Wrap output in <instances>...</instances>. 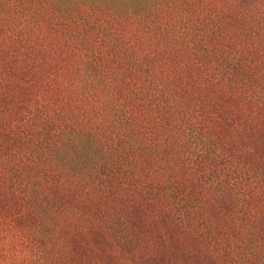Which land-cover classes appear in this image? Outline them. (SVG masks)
<instances>
[{
    "label": "trees",
    "instance_id": "trees-1",
    "mask_svg": "<svg viewBox=\"0 0 264 264\" xmlns=\"http://www.w3.org/2000/svg\"><path fill=\"white\" fill-rule=\"evenodd\" d=\"M0 264H264V0H0Z\"/></svg>",
    "mask_w": 264,
    "mask_h": 264
}]
</instances>
